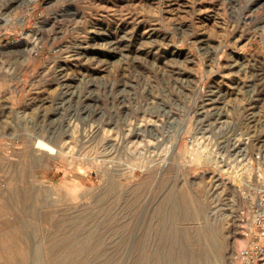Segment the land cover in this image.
Masks as SVG:
<instances>
[{"label": "rangeland", "instance_id": "rangeland-1", "mask_svg": "<svg viewBox=\"0 0 264 264\" xmlns=\"http://www.w3.org/2000/svg\"><path fill=\"white\" fill-rule=\"evenodd\" d=\"M21 1L0 0V264H246L264 0ZM233 62L262 77L256 127Z\"/></svg>", "mask_w": 264, "mask_h": 264}, {"label": "bare ground", "instance_id": "bare-ground-1", "mask_svg": "<svg viewBox=\"0 0 264 264\" xmlns=\"http://www.w3.org/2000/svg\"><path fill=\"white\" fill-rule=\"evenodd\" d=\"M32 1H35V0H22L20 2L21 5L23 4H27V3H30ZM10 22V19H5V18H1L0 17V23H4L5 25L7 23ZM108 35V34H106ZM27 39V41L29 40V43H32L30 45V47H28V44L26 45V43L28 42H24L23 44H25V47L29 52L33 51L34 50V47H35V44H36V38H34L33 34H29V35H26L24 37V39ZM114 41V40H113ZM105 43V42H104ZM109 43V42H108ZM118 43V42H117ZM110 44V43H109ZM119 45V44H118ZM114 46V45H113ZM111 48V47H109ZM237 61V60H236ZM231 69H233L234 67H237V70H236V73H240L242 75V78H241V81L240 83L242 84V88L244 89L243 93L245 94V97H247L249 100H250V104H249V108H247L248 110V119H249V123H252L253 127H256V124L255 122H257L259 119H256V116L258 114V111H254V109L256 110L258 108V106L256 105L260 99L257 97L256 95V89H255V81H257V79L261 80L262 77L260 76V74H257L255 71H249L248 68L246 66H244L243 64L239 63V65H236V62H233L231 65H229ZM251 66V65H250ZM250 68V67H249ZM253 69V68H252ZM251 69V70H252ZM244 78H247V80H244ZM236 80V79H234ZM216 92V94H215ZM214 95H216L215 98H224V94H221L220 91L216 90V91H209L208 93V98L206 99V103L204 104L203 102L201 103L202 105L200 106L199 110H200V113L203 114L206 118L205 120V123H208L207 125L208 126H211V124H213L214 122L215 123H218L221 124L224 122V121H219L220 120V114L219 112H215V111H209V109H217L215 108L214 104L216 103L215 99L213 98ZM260 97V96H259ZM218 106V105H217ZM207 107V108H206ZM206 108V109H205ZM259 108H262V105L259 106ZM218 121V122H217ZM199 123V124H198ZM255 124V125H254ZM197 125H201L200 121H197ZM223 125V124H222ZM197 127V126H196ZM207 130V129H206ZM209 132L211 131V129L209 128L208 130ZM202 135L198 137H195V141H198V139L201 138ZM36 140V138H34ZM37 141V140H36ZM36 143V142H35ZM38 143V142H37ZM36 143V144H37ZM237 143V142H236ZM35 144V145H36ZM40 144V143H39ZM47 144V143H46ZM43 145V144H42ZM262 145V144H261ZM39 146V145H38ZM47 147V145H46ZM36 148V147H35ZM45 148V147H44ZM41 149V148H40ZM49 149V148H47ZM51 149V148H50ZM198 156V155H197ZM172 246H170V255H173L174 254V249L173 247L171 248Z\"/></svg>", "mask_w": 264, "mask_h": 264}, {"label": "built area", "instance_id": "built-area-1", "mask_svg": "<svg viewBox=\"0 0 264 264\" xmlns=\"http://www.w3.org/2000/svg\"><path fill=\"white\" fill-rule=\"evenodd\" d=\"M259 159V155H256ZM250 206V234L253 236L251 249L242 251L235 255L236 258L242 259L246 264H256L259 258L264 255V191Z\"/></svg>", "mask_w": 264, "mask_h": 264}]
</instances>
